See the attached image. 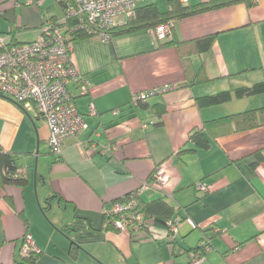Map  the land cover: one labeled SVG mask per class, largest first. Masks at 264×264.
Instances as JSON below:
<instances>
[{
  "label": "crops",
  "instance_id": "crops-1",
  "mask_svg": "<svg viewBox=\"0 0 264 264\" xmlns=\"http://www.w3.org/2000/svg\"><path fill=\"white\" fill-rule=\"evenodd\" d=\"M17 3L0 0V15L8 22L0 34H7L11 24L17 42L33 41L44 17L39 23H18L17 15L7 12L16 11ZM154 29L113 34L108 41L93 35L71 42V59L88 81V94H79L76 81L68 89L87 128L65 138L58 155L48 146L44 118L0 95V149L16 156L27 179L23 187L0 184V264H19L14 253L26 232L40 252L35 264H189L188 251L204 239L209 249L198 264H264V159L255 163L257 152L264 156V125L208 136L207 149L180 153L188 132L203 121L264 106V93L196 104L197 97L264 81V0L174 22L172 37L178 41L214 34L207 52L190 57L194 70L204 67L207 82L190 84L177 48L159 47L166 41L157 39ZM28 30L29 37H23ZM152 89L164 90L133 113L131 95ZM158 168L167 183L152 182L139 198H164L176 208L174 243L158 227L149 233L107 230L105 211L152 181ZM197 183L207 190L197 189ZM50 197L52 208L46 211Z\"/></svg>",
  "mask_w": 264,
  "mask_h": 264
},
{
  "label": "built area",
  "instance_id": "built-area-1",
  "mask_svg": "<svg viewBox=\"0 0 264 264\" xmlns=\"http://www.w3.org/2000/svg\"><path fill=\"white\" fill-rule=\"evenodd\" d=\"M146 1L71 0L65 9L63 19L57 24L46 20L33 41L12 44L8 34H0V94L9 97L26 111L35 110L44 118L49 128L47 143L54 155L60 153L65 138L78 136L87 128L68 84L70 81H76L79 94L85 95L88 92V81L79 75L72 62L71 44L66 43L67 35L76 29H82L108 41L111 39L109 28L115 26L121 17L124 19L131 15L138 5ZM67 18H75V23L68 27L60 26ZM173 27L172 21L160 23L155 27L154 35L159 39H170L173 36ZM162 90L164 89L134 93L130 97V102L132 104L144 102ZM89 112L95 114L93 106H90ZM112 113L117 114V110L114 109ZM152 179L144 182L121 200L114 201L112 209L105 211L106 216L113 217L116 214L111 218L113 227L118 230L133 228L150 232L149 230L153 228L149 227L152 224L151 220L144 219L141 214L136 213L135 207L140 194L150 188L152 182L164 185L168 181L161 168L156 169ZM196 188L207 190L203 183H197ZM168 225V238L174 240L178 232V221L171 220ZM18 250L19 256L23 258L38 252L30 233L26 232L22 236ZM203 256L192 255L189 264H198Z\"/></svg>",
  "mask_w": 264,
  "mask_h": 264
},
{
  "label": "trees",
  "instance_id": "trees-1",
  "mask_svg": "<svg viewBox=\"0 0 264 264\" xmlns=\"http://www.w3.org/2000/svg\"><path fill=\"white\" fill-rule=\"evenodd\" d=\"M255 1L256 0H205L196 4H190L188 2H182L180 0H167V9L165 11H161L157 3L155 2H144L138 5L131 15L125 17L121 22H118L115 26L109 28V33L113 35L130 32L144 27L155 28L160 23L168 21H172L174 23L175 21L187 16H192L195 14L206 12L208 10H213L237 3H244L247 6H252ZM67 6H69V3L66 0L63 2L64 11ZM51 19L52 20L49 21H51L53 24L58 23V21L54 20V18L51 17ZM75 20V18H67V20L64 23L60 24V26L68 27L74 24ZM45 22L46 21H44L40 25V30ZM7 34L10 36V42L12 44L20 43L17 42L15 36V28L11 26ZM91 36L93 35L88 33L86 30L76 29L74 32L67 35L66 43L71 44V42L75 39L87 38ZM213 40L214 34H208L188 41H178L177 39H174L172 37L170 39L163 40L166 42L159 44V47L175 46L177 48L190 84L195 82H207L210 80V78H208L204 67L202 66L200 69L194 70L190 57L193 54L207 52L210 49ZM261 93H264V81L256 82L250 86L235 88L234 90H224L214 94L197 97L196 104L198 107L217 105L230 101L232 98H242L245 96H251ZM86 94H88V92ZM144 102H139L137 104H132L131 102H129L128 105L131 106L130 109L134 110L133 113H137V106H140ZM116 110L117 114H119L120 110L118 108ZM163 110L164 109H162L161 112H163ZM161 112L158 113L160 114ZM262 125H264V106L203 121L200 126L195 127L190 132H188L187 139L185 141V144L183 145V148L180 150V153L195 152L198 149H207L209 147L208 136L211 138H216L220 134H225L232 131L252 129ZM189 143H192L193 147L185 148ZM263 159L264 156L262 155V153L257 152L255 163H259ZM16 162L17 158L15 155L0 149L1 185H15L23 187L26 184L27 179L22 175V173L20 174V170H18ZM129 194L130 193H128L127 195ZM125 196H123L122 198H124ZM122 198L118 200H121ZM51 199V197L48 198L47 203H50ZM135 208L136 213L141 214L144 219L151 220L152 224L149 227H158L163 229L164 231H166V237L168 238V222L171 220H175L176 217V208L171 203L166 201V199L164 198H156L147 202H144L139 198ZM115 215H113V217H115ZM113 217L112 215L104 216V221H107L105 225V228L107 230H118L111 224V218ZM65 230L66 229L63 228L62 232ZM170 241L174 243V240ZM71 244L78 247V244L73 241ZM207 248L209 249V241L204 239L198 246L189 250V263L191 261L192 255H204ZM39 255L40 252L32 253L27 257H20L17 262L19 264H35Z\"/></svg>",
  "mask_w": 264,
  "mask_h": 264
},
{
  "label": "rangeland",
  "instance_id": "rangeland-1",
  "mask_svg": "<svg viewBox=\"0 0 264 264\" xmlns=\"http://www.w3.org/2000/svg\"><path fill=\"white\" fill-rule=\"evenodd\" d=\"M59 1L64 2L66 0H36V1L31 0V4H29V5L25 4V0H19V3H17V6H19V8H16V11H15V9L13 7H10V8H8L7 12L11 17L14 16V14H16L17 15V22L19 21L18 23H27V24L39 23V21L41 19H43V17H44L43 22L46 20H52L51 17L54 18V20L61 21L63 19V17L65 16L64 15L65 11L63 9V12L61 15V4L59 3ZM67 1H68V3L71 2V0H67ZM150 1L157 3V5L161 11H165L167 9V0H147L146 2H150ZM1 6H2V4L0 5V8H1ZM55 15H57L59 17L56 18ZM20 16H21V18H20ZM120 20H122V17L120 18ZM6 23L8 24L6 19H4L0 15V33H4V30L7 29ZM9 27H11V24ZM31 31L32 30H28V31L23 32V37H26V38L29 37V35L31 34ZM33 188H35L34 182H33ZM33 193H34V196L37 195L35 190H33ZM0 208L2 209L1 206H0ZM39 210H40V208H39ZM46 211H49V210L46 209ZM41 214H42V212H41ZM42 216L51 225V221L47 217H45L43 214H42ZM3 237H4V235L0 234V239H3ZM19 246H20V244H19ZM18 249H19V247L16 249V251L14 253L16 260L20 259Z\"/></svg>",
  "mask_w": 264,
  "mask_h": 264
},
{
  "label": "water",
  "instance_id": "water-1",
  "mask_svg": "<svg viewBox=\"0 0 264 264\" xmlns=\"http://www.w3.org/2000/svg\"><path fill=\"white\" fill-rule=\"evenodd\" d=\"M1 95V94H0ZM2 96V95H1ZM4 96V95H3ZM5 97V96H4ZM8 99H10L9 97H7ZM17 104V103H16ZM18 105V104H17ZM38 203V202H37ZM38 205H39V208H40V211L42 212V214L45 216V217H47L46 215H45V212H44V210L40 207V204L38 203ZM47 205H48V207H47V210H50L51 208H52V205L50 204V203H47ZM78 244V243H77Z\"/></svg>",
  "mask_w": 264,
  "mask_h": 264
}]
</instances>
